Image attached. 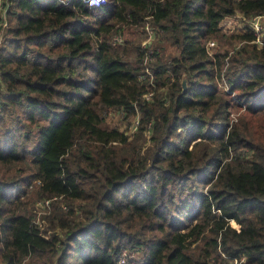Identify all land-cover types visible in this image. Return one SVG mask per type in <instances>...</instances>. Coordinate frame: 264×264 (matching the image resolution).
I'll return each mask as SVG.
<instances>
[{
    "label": "trees",
    "instance_id": "16d2710c",
    "mask_svg": "<svg viewBox=\"0 0 264 264\" xmlns=\"http://www.w3.org/2000/svg\"><path fill=\"white\" fill-rule=\"evenodd\" d=\"M0 5V264H264V39L220 27L264 0ZM148 26L177 54L123 40Z\"/></svg>",
    "mask_w": 264,
    "mask_h": 264
},
{
    "label": "rangeland",
    "instance_id": "374dc122",
    "mask_svg": "<svg viewBox=\"0 0 264 264\" xmlns=\"http://www.w3.org/2000/svg\"><path fill=\"white\" fill-rule=\"evenodd\" d=\"M3 5V4H2ZM5 6L0 5V16L5 13ZM2 24L5 25V22L2 21ZM221 26V32L225 34V36L230 35H241L248 31H254L252 28V22L249 20H244L242 16L238 13H236L234 16L226 18L223 20L220 24ZM264 28L263 23L261 24ZM154 27H146L144 30L142 28H129V30H126L125 35L123 36V40L126 39H136L140 38L142 45H145L150 50H155L158 45H160L162 42H164V37L161 35V32L154 31ZM248 30V31H247ZM258 34V32L255 31V34ZM144 34V35H143ZM259 36L262 37V35L259 34ZM119 39V40H118ZM162 39V40H161ZM221 41H208L207 45H210L212 49L213 47L221 46V49H229L232 50L236 46L240 45V42L238 40H234L232 44H226L224 38H221ZM112 42L115 41V43H121L123 40L121 37H117V35L113 36L110 39ZM165 49H164V55H176L177 50L173 46L167 45L164 42ZM209 47V46H208ZM150 50V51H151ZM239 110L234 108L231 110V119H235L237 117ZM103 118L102 125L108 128H117L119 131H123L127 135H132L134 131L136 130V124L137 119L135 117H132L128 120L124 119L123 116L113 109H105L101 113ZM37 181L35 180L30 187H28V193L25 197V199L28 202L27 209L30 211V213L33 216V220L43 229L45 227V217L48 215L50 206H44L41 205L40 202L42 201V198H39L36 195L37 190ZM78 203V202H77Z\"/></svg>",
    "mask_w": 264,
    "mask_h": 264
},
{
    "label": "built area",
    "instance_id": "2783aa9c",
    "mask_svg": "<svg viewBox=\"0 0 264 264\" xmlns=\"http://www.w3.org/2000/svg\"><path fill=\"white\" fill-rule=\"evenodd\" d=\"M61 1H64V3H66L67 0H61ZM81 2L84 3L89 8H98V7L105 5L107 3V0H81ZM262 19H264V15L263 16H257V17L254 16V17H251L249 19V21L252 22V28L254 30L253 31L254 34H255V31L258 32V34L257 33L255 34L256 35V42L258 45H260L261 39H264V28L261 25ZM259 34L262 35V37L259 36ZM208 46L210 47V45H208ZM145 59L147 60V58H145ZM147 73L150 74L149 72H147ZM144 97H146V99H148L150 97V94H146ZM40 204L47 206L49 204V201L42 200L40 202ZM36 223H37V221H36ZM244 262H245V259L242 257L238 260L236 259V260L228 261V262H226V264H243Z\"/></svg>",
    "mask_w": 264,
    "mask_h": 264
},
{
    "label": "water",
    "instance_id": "95a60500",
    "mask_svg": "<svg viewBox=\"0 0 264 264\" xmlns=\"http://www.w3.org/2000/svg\"><path fill=\"white\" fill-rule=\"evenodd\" d=\"M182 87L185 89V80L182 81Z\"/></svg>",
    "mask_w": 264,
    "mask_h": 264
},
{
    "label": "crops",
    "instance_id": "0c3cea01",
    "mask_svg": "<svg viewBox=\"0 0 264 264\" xmlns=\"http://www.w3.org/2000/svg\"><path fill=\"white\" fill-rule=\"evenodd\" d=\"M261 23H263V25H264V19H262Z\"/></svg>",
    "mask_w": 264,
    "mask_h": 264
}]
</instances>
